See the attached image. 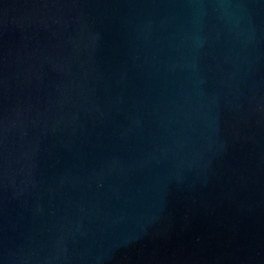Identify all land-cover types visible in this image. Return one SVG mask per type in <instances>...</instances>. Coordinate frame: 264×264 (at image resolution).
Wrapping results in <instances>:
<instances>
[{"label":"water","instance_id":"95a60500","mask_svg":"<svg viewBox=\"0 0 264 264\" xmlns=\"http://www.w3.org/2000/svg\"><path fill=\"white\" fill-rule=\"evenodd\" d=\"M0 264H264V0H0Z\"/></svg>","mask_w":264,"mask_h":264}]
</instances>
